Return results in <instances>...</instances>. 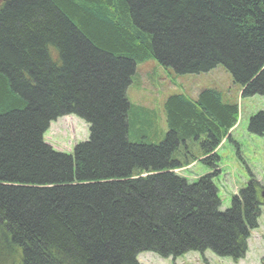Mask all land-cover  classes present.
Listing matches in <instances>:
<instances>
[{"label": "trees", "instance_id": "16d2710c", "mask_svg": "<svg viewBox=\"0 0 264 264\" xmlns=\"http://www.w3.org/2000/svg\"><path fill=\"white\" fill-rule=\"evenodd\" d=\"M147 59L176 76L220 65L242 97L264 95V0L0 3V264L244 256L261 187L251 178L222 210L213 182L238 106L214 88L171 94L161 134L126 96ZM69 114L88 138L56 151L43 134ZM247 130L264 135V110ZM197 160L210 172L175 171Z\"/></svg>", "mask_w": 264, "mask_h": 264}, {"label": "rangeland", "instance_id": "374dc122", "mask_svg": "<svg viewBox=\"0 0 264 264\" xmlns=\"http://www.w3.org/2000/svg\"><path fill=\"white\" fill-rule=\"evenodd\" d=\"M168 71L156 64L154 59L138 63L136 74L126 91L128 101L152 109L156 117L155 124L163 134L166 130L163 102L167 96L183 93L194 98L203 88L219 90L224 101L238 105L237 121L229 133L230 138L222 140L216 151L219 156V172L213 182L220 199V208H228L231 196L251 178L255 179L260 187H264V135H254L247 130L249 117L264 110V95L242 97L239 87L232 84L230 74L220 65L200 74L176 76ZM87 137V124L75 115L58 117L49 124L43 134L45 142L54 150L65 153L71 152L75 143L84 141ZM178 172L191 181L210 172V168L196 162ZM258 201L260 214L257 227L250 231L244 256L236 261L229 257H218L209 250L203 254L188 252L175 259L162 258L152 252H142L138 254L137 261L139 264H264V205L259 193Z\"/></svg>", "mask_w": 264, "mask_h": 264}, {"label": "water", "instance_id": "95a60500", "mask_svg": "<svg viewBox=\"0 0 264 264\" xmlns=\"http://www.w3.org/2000/svg\"><path fill=\"white\" fill-rule=\"evenodd\" d=\"M5 1H7V0H0V2H5Z\"/></svg>", "mask_w": 264, "mask_h": 264}]
</instances>
